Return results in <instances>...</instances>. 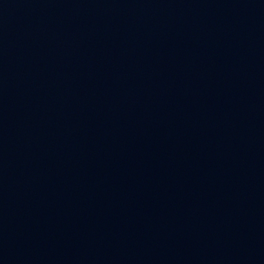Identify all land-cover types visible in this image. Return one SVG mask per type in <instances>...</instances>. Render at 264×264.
<instances>
[{"label":"water","instance_id":"1","mask_svg":"<svg viewBox=\"0 0 264 264\" xmlns=\"http://www.w3.org/2000/svg\"><path fill=\"white\" fill-rule=\"evenodd\" d=\"M0 264H264V149L0 163Z\"/></svg>","mask_w":264,"mask_h":264}]
</instances>
